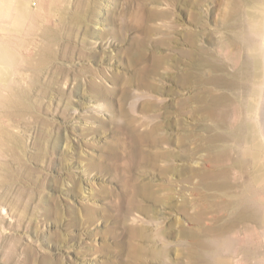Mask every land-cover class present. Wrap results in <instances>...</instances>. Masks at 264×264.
Returning <instances> with one entry per match:
<instances>
[{"label":"rangeland","instance_id":"obj_1","mask_svg":"<svg viewBox=\"0 0 264 264\" xmlns=\"http://www.w3.org/2000/svg\"><path fill=\"white\" fill-rule=\"evenodd\" d=\"M234 1L63 0L80 22L51 56L38 45L40 30L29 35L26 25L25 44L12 49L27 105L0 107V264H127L155 246L159 231L168 262L185 260L179 230L215 220L213 209L200 224L190 219L191 206L179 210L184 200L206 201L197 177L162 173L212 169L203 152L159 158L178 155L181 141L193 148L182 136L203 133L197 101L176 110L178 97L196 93L198 84H176L175 40L193 27L213 52L210 35L223 36L219 25ZM192 13L202 15L193 20ZM263 240L254 236V246L263 248Z\"/></svg>","mask_w":264,"mask_h":264},{"label":"bare ground","instance_id":"obj_2","mask_svg":"<svg viewBox=\"0 0 264 264\" xmlns=\"http://www.w3.org/2000/svg\"><path fill=\"white\" fill-rule=\"evenodd\" d=\"M62 1L0 0V92H7L6 97L0 94V107L27 105L21 73L14 71L19 54L12 49L17 46L20 51L25 44L19 36L26 25H30L29 35L40 30L38 45L43 54L51 56L65 38L66 29L80 22L76 13L67 15L68 7ZM199 15L202 13L189 16L197 20ZM227 16L219 25L223 36L210 35L213 52L198 42L193 27L180 32L184 39L175 40L176 84L183 89L193 81L198 84L196 93L179 92L184 96L175 102L176 110L180 115L184 105L197 101L203 133L182 136L191 139V149L181 141L178 155L159 154L165 160L191 159L204 153V161L210 162L212 169L185 165L178 170L180 167L169 166L162 173L171 170L182 172L186 178L197 177V189H208L210 194H206L205 202L202 197L200 203L184 200L179 210L187 212L191 206L194 213L190 219L200 224L213 209L215 222L179 230L176 244L185 259L182 262H168L170 246L163 243L159 231L155 246L143 247V254L132 256L127 264H264V244L260 249L254 246V236L264 239V0H235ZM181 44L188 48L182 50ZM35 67L30 71L36 75L39 68ZM196 67L200 69L197 75ZM0 212L5 215L3 210ZM237 234L243 235L239 243L234 239Z\"/></svg>","mask_w":264,"mask_h":264},{"label":"crops","instance_id":"obj_3","mask_svg":"<svg viewBox=\"0 0 264 264\" xmlns=\"http://www.w3.org/2000/svg\"><path fill=\"white\" fill-rule=\"evenodd\" d=\"M258 235H256V237H257Z\"/></svg>","mask_w":264,"mask_h":264}]
</instances>
